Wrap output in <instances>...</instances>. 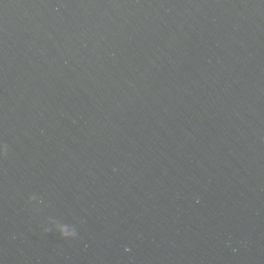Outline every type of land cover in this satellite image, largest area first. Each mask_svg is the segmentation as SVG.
<instances>
[{"label": "water", "instance_id": "obj_1", "mask_svg": "<svg viewBox=\"0 0 264 264\" xmlns=\"http://www.w3.org/2000/svg\"><path fill=\"white\" fill-rule=\"evenodd\" d=\"M0 264H264V0H0Z\"/></svg>", "mask_w": 264, "mask_h": 264}, {"label": "clouds", "instance_id": "obj_2", "mask_svg": "<svg viewBox=\"0 0 264 264\" xmlns=\"http://www.w3.org/2000/svg\"><path fill=\"white\" fill-rule=\"evenodd\" d=\"M65 235H67V234H65Z\"/></svg>", "mask_w": 264, "mask_h": 264}]
</instances>
